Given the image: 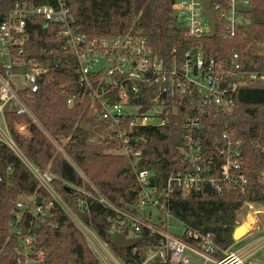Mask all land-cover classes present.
<instances>
[{"label":"trees","instance_id":"1","mask_svg":"<svg viewBox=\"0 0 264 264\" xmlns=\"http://www.w3.org/2000/svg\"><path fill=\"white\" fill-rule=\"evenodd\" d=\"M18 1L0 0V24ZM251 5L254 12L247 15L251 19L248 29L243 28L235 38L225 39L219 25L217 34L205 37L202 43L207 58L229 62L238 53L243 71L264 75V55L260 50L264 45V0H251ZM68 8V19L76 33L94 39L142 32L166 61L181 56L194 43L174 16L172 0H69ZM58 29V25L46 26L37 17L28 20L25 57L49 71L40 78L36 93L28 89L19 91L32 115L18 114L10 105L4 109L7 127L23 157L0 140V264H18L16 251L21 236L15 228L21 229L23 236L33 220L29 210H18V203L30 205L33 199H51L25 160L41 172L56 176L53 185L59 196L115 251L120 261L143 264L152 251L160 249L162 238L145 227L136 233L121 213L96 199L99 193L118 210L128 211L137 203L139 185L128 159L115 153L117 145L103 121L93 118L86 104L69 106L68 100L79 90L78 74L74 57L62 49V41L56 38ZM0 70L3 72L1 67ZM27 72L26 66L14 68V74ZM168 112V117L164 115L166 125L142 132L147 138L142 167L154 171V184L158 187L165 185L171 173L188 166L183 150V124L188 114L182 108H170ZM21 126L26 127L29 136L16 132ZM225 132L242 142L241 160L249 179L247 190L243 193L227 188L222 192L204 189L184 197L176 189L170 205L177 220L190 229L212 233L222 250L236 244L234 234L242 225L240 215L245 204L264 206V82L239 89L231 110L213 107L204 117L199 143L204 154L215 159L208 177H219L222 160L216 156V145ZM18 212L21 218L17 225ZM39 223L40 228L33 231L38 236L39 248L46 252V264H102L60 206L55 205L52 216ZM114 230L129 237L134 233L139 240L136 247L114 248ZM182 238L193 244L187 237ZM218 257L223 256L219 253ZM151 264L161 261L156 259Z\"/></svg>","mask_w":264,"mask_h":264},{"label":"built area","instance_id":"2","mask_svg":"<svg viewBox=\"0 0 264 264\" xmlns=\"http://www.w3.org/2000/svg\"><path fill=\"white\" fill-rule=\"evenodd\" d=\"M53 1L36 4L34 0H19L0 24V67L3 70H0V113L15 101L17 106L14 110L18 114L32 115L12 84L14 68H28V72L23 74L29 83L26 89L36 93L40 78L49 70L25 57L24 46L29 41L28 20L37 17L44 20L46 26L58 25L56 38L62 41V49L74 57V68L78 74L79 90L68 100L69 106L86 104L93 118L103 121L110 138L117 145L115 153L128 159L139 185L137 203L128 211L118 210L99 193L96 199L121 213L136 233L145 227L162 238L160 249L152 251L143 264H151L156 259L161 264H191L192 256L187 254L190 251L203 259V264H264V228L257 225L259 220L250 224L243 238L249 241L234 250H222L212 233L204 234L183 224V236L193 241L192 245L188 244L182 236L170 234L165 224L174 217L170 205L176 189L184 197L207 190V184L217 192H222L227 185H230V190L243 193L247 190L249 179L241 160V140H236L228 132L222 135L216 145V156L222 160L218 167L219 177H208L215 159L204 154L198 135L210 108L231 110L234 95L239 89L264 82L263 74L242 70L238 53L229 62H218L215 58L206 57L202 43L205 37L213 35L212 22L205 14L206 1L210 2V10L216 16L217 29L220 25L222 37L229 39L251 26L249 13L239 10L240 6L253 8L251 0H174L173 14L194 43L171 61L162 59L142 32L94 39L76 33L68 19L69 0ZM144 108L147 111L141 112ZM170 108H182L188 114L183 124V150L188 166L171 173L165 185L158 187L154 184L156 181H152L155 179L154 171L142 167L146 150L144 143L147 142L142 132L146 128L166 125ZM189 111H192L191 115ZM4 142L13 150L17 147L13 139ZM30 168L51 199L40 203L33 199L30 205L18 203V210H29L33 220L23 236L22 230L15 228L16 234L21 236L16 254L18 264H46V252L39 248L38 236L33 230L40 224L39 220L52 216L55 205L64 210L90 242L88 226L56 192L53 185L56 176L43 173L32 165ZM86 195L92 197L89 193ZM246 205L253 209L252 203ZM146 208H155L165 215L166 220L150 223L140 214ZM261 210L251 212L258 219V215H264ZM20 214L18 212L17 225ZM117 232L121 231L114 230L112 235ZM102 243H95L98 245L95 246L98 257L106 264H117L107 249L108 244ZM219 253L222 258L218 257Z\"/></svg>","mask_w":264,"mask_h":264},{"label":"rangeland","instance_id":"3","mask_svg":"<svg viewBox=\"0 0 264 264\" xmlns=\"http://www.w3.org/2000/svg\"><path fill=\"white\" fill-rule=\"evenodd\" d=\"M260 50L262 51V55H264V47H260ZM12 84L13 86L15 87V90L17 92L21 91V90H24L26 88L29 87V83L26 81L25 77L23 74H15L12 78ZM17 106V103L14 101L10 107H15ZM1 122V121H0ZM14 150L15 152L22 157L21 155V152L20 150L17 148V147H14ZM26 163L28 164L27 160H25ZM30 166V164H28ZM262 209V210H261ZM257 210H261V211H264V206L262 207H259L258 205H255L253 204V209L250 210V208L245 204V206L243 207L242 209V214L243 215H240L241 217V220H242V225L241 226H244L245 223L248 222L249 220V217L252 216L254 218V221L255 220H259V222L257 223V225L260 227V228H264V215H258V219H257V216L253 215L254 213L251 212V211H257ZM251 212V213H250ZM150 213H151V216H150ZM140 214L143 216V217H146L150 223H158V221L160 219L162 220H166V217L163 213H160L158 210H156L155 208H146V209H142L140 211ZM246 214V215H245ZM250 214V215H249ZM252 214V215H251ZM166 227L168 228V232L172 235H175V236H183L184 232H185V226L183 225L182 222H180L179 220H177L175 217H171L169 218L168 221H166ZM88 233H89V239H90V246L96 251L95 249V246H98L96 245L95 243L99 244V245H102V241L100 240V238H98V236L95 234V232L88 227ZM247 233V232H246ZM246 233H243L241 234L238 238H241L244 234ZM134 233H130V237H134L133 235ZM97 237L95 239V237ZM241 241V242H240ZM240 241H236V244L233 246V248H230L231 250L233 249H238V248H242L248 241L249 239L246 240H240ZM239 242V243H237ZM107 249L108 251L113 255V257L115 258L117 264H126L122 261H120L118 259V257L116 256V253L115 251L108 245L107 246ZM96 254L98 253L97 251L95 252ZM187 254H189L190 256H192V253L190 252H187ZM98 255V254H97ZM193 259V257H192ZM191 259V262L192 264H201L202 260L203 259H198L200 260L199 261H192ZM102 261V264H106L105 261Z\"/></svg>","mask_w":264,"mask_h":264},{"label":"water","instance_id":"4","mask_svg":"<svg viewBox=\"0 0 264 264\" xmlns=\"http://www.w3.org/2000/svg\"><path fill=\"white\" fill-rule=\"evenodd\" d=\"M172 3H174V0H172ZM205 6H206L205 14L209 17V19L212 22L213 35L215 36L217 34V19H216V16L210 10V2L209 1H206ZM239 10L241 12H243V13H249V14L254 12L253 8H247V7H244V6H240ZM240 24H243V22L241 20H240ZM146 111H147V109H145V108L141 110V112H146ZM191 114H192V111H189V115H191ZM90 128H91V125H89L88 130ZM144 154L145 155L147 154V150L144 151ZM154 180L155 179L152 178V181H154ZM206 188H207L208 192H212V188H211L210 184H207ZM226 188L229 191L230 190V185H227ZM40 202H41V199L38 198V203H40ZM37 228H40V225H37ZM242 229H243V226H240V227H238L236 229L235 234H234L235 241H240V240H242L244 238L245 234L241 238H238L242 234L241 233ZM138 241L139 240L137 238L129 237L125 233L117 232L113 236L112 245H113L114 248H116L118 250H120V249H130V248H135L137 243H138Z\"/></svg>","mask_w":264,"mask_h":264},{"label":"crops","instance_id":"5","mask_svg":"<svg viewBox=\"0 0 264 264\" xmlns=\"http://www.w3.org/2000/svg\"><path fill=\"white\" fill-rule=\"evenodd\" d=\"M14 108L15 107H13L12 109L14 110ZM0 140H2V141H7V139H13V141L15 142V140H14V138H13V136H12V134H11V132L9 131V129H8V127H7V123H6V120H5V115H4V113L3 112H1L0 113ZM16 132L19 134V135H23V136H29V133L27 132V130H26V127H24V126H21V127H18L17 128V130H16ZM22 155V154H21ZM23 157V156H22ZM30 164V163H29ZM31 165V164H30ZM243 240V239H242ZM241 242V241H240ZM237 243H239V242H237ZM190 253H192L191 251H190ZM192 257H193V259H192V261H199L200 262V260H198L199 259V257L198 256H196V255H194L193 253H192ZM201 259V258H200ZM191 264H192V262H191ZM201 264H203V262H201Z\"/></svg>","mask_w":264,"mask_h":264},{"label":"bare ground","instance_id":"6","mask_svg":"<svg viewBox=\"0 0 264 264\" xmlns=\"http://www.w3.org/2000/svg\"><path fill=\"white\" fill-rule=\"evenodd\" d=\"M252 222H254V218H253L252 216H250L248 222L245 223V225L243 226V229H242V232H241L242 234H243V233H246V232L248 231V229H249V227H250V224H251Z\"/></svg>","mask_w":264,"mask_h":264}]
</instances>
